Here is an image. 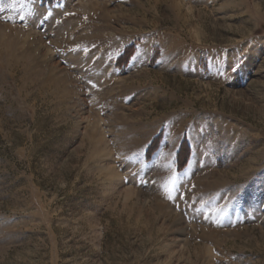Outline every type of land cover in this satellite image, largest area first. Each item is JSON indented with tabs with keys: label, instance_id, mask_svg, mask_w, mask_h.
Listing matches in <instances>:
<instances>
[{
	"label": "rangeland",
	"instance_id": "rangeland-1",
	"mask_svg": "<svg viewBox=\"0 0 264 264\" xmlns=\"http://www.w3.org/2000/svg\"><path fill=\"white\" fill-rule=\"evenodd\" d=\"M0 3V264H264V0Z\"/></svg>",
	"mask_w": 264,
	"mask_h": 264
},
{
	"label": "snow or ice",
	"instance_id": "snow-or-ice-1",
	"mask_svg": "<svg viewBox=\"0 0 264 264\" xmlns=\"http://www.w3.org/2000/svg\"><path fill=\"white\" fill-rule=\"evenodd\" d=\"M15 4V0H13V6ZM5 11L4 7L2 6V3H0V13H3ZM75 67V65H74ZM143 182V181H142ZM171 198V197H170Z\"/></svg>",
	"mask_w": 264,
	"mask_h": 264
}]
</instances>
